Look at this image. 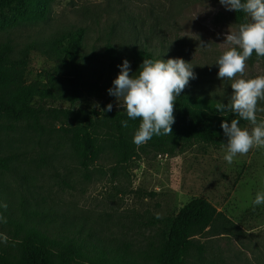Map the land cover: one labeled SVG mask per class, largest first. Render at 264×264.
<instances>
[{
    "label": "rangeland",
    "instance_id": "1",
    "mask_svg": "<svg viewBox=\"0 0 264 264\" xmlns=\"http://www.w3.org/2000/svg\"><path fill=\"white\" fill-rule=\"evenodd\" d=\"M239 26L235 11L226 10L219 0H53L47 22L20 28L0 22V43L11 40L18 49L32 38L86 29L85 52L94 55L101 81L94 93L96 81L88 79L84 99L73 109H97L111 103L119 110L116 97L108 94L120 72L108 67V46L130 62L129 50L136 42L158 60L182 58L193 66L196 76L188 88L228 102L235 79L264 76L262 62L247 60L242 76L217 77L218 58L232 47L239 49L224 43L229 30L236 32ZM55 66L39 51H32L25 79L28 83L43 80L39 76ZM36 105L47 110L43 132L25 124L13 130L0 127V158L11 166L10 171L0 170V194L8 208L49 210L61 221L85 223L106 243L143 253L165 242L168 217L191 200L204 198L230 224H216L193 237L195 247L188 262L264 264V204L253 205L256 195L264 193V148L254 146L228 163L223 133L225 146L220 149L193 146L163 156L144 143L137 148L138 158L120 165L106 145V131L99 129L102 149L92 159L82 160L73 148L71 128L63 119L50 116L53 109H70V104L38 101ZM261 107L264 100H258L257 108ZM257 118L264 121V112L258 111ZM239 126L249 131L253 127ZM84 161L88 171L82 167Z\"/></svg>",
    "mask_w": 264,
    "mask_h": 264
},
{
    "label": "trees",
    "instance_id": "2",
    "mask_svg": "<svg viewBox=\"0 0 264 264\" xmlns=\"http://www.w3.org/2000/svg\"><path fill=\"white\" fill-rule=\"evenodd\" d=\"M52 3L53 0H0V22L12 28L47 22ZM235 21L239 25L247 22L246 14L235 11ZM86 33L81 27L59 35L40 36L29 39L18 49L11 40L0 43V127L13 130L16 125L25 124L43 132L42 120L47 110L36 103H68L70 109H53L50 116L54 120L63 119L71 128L78 158L92 159L100 152L98 130L103 129L108 149L120 165L128 164L139 157L133 137L142 118L130 119L123 108L102 111L107 104L97 109H73L83 101V85H87L88 79L96 81L94 93L98 92L101 81L94 55L85 52ZM32 51H39L56 66L52 72L39 76L43 80L28 83L25 73ZM129 53L131 75H138L136 72L144 59L158 60L137 42L131 44ZM107 55L109 69L120 71L118 66L125 60L123 54L108 46ZM248 60L264 64V57H258L255 52ZM218 102L228 103L186 86L174 103L172 134L153 135L145 146L163 156H173L193 146L224 147L221 123L230 124L238 117L227 111L218 112ZM122 121H127L128 126H122ZM260 121L257 118V123ZM240 124L250 122L241 120ZM82 167L88 171L89 164L84 161ZM10 169L9 161L0 158V170ZM4 204L0 194V205ZM49 212L39 207L21 206L11 210L0 206V216L7 221L0 220V234L8 237L7 243L0 239V264H190L189 253L195 247L192 238L216 224H230L208 200L195 198L165 220L167 236L159 248L137 253L128 246L95 237L85 223L61 221L58 215ZM198 251L203 253V248L199 246Z\"/></svg>",
    "mask_w": 264,
    "mask_h": 264
},
{
    "label": "clouds",
    "instance_id": "3",
    "mask_svg": "<svg viewBox=\"0 0 264 264\" xmlns=\"http://www.w3.org/2000/svg\"><path fill=\"white\" fill-rule=\"evenodd\" d=\"M226 10L242 11L246 14L247 22L239 26L238 31L226 34L225 42L231 45L217 60V77L232 80L238 74L243 75L246 61L253 52L258 57H264V0H219ZM208 46V45H207ZM201 45L200 47H207ZM120 72L113 80V87L108 89V94L116 97L118 106L123 108L130 119L142 118L133 143L140 146L153 135L172 134V125L175 122L173 115L174 103L180 93L189 84L190 79H195L193 66L182 58L168 60L144 59L136 73L130 75V62L125 59L118 66ZM234 90L228 103L218 102V112H230L234 116L229 124L221 123V128L227 137L228 154L224 157L232 163L233 157L247 154L254 146L264 148V121L257 123V112H264V107L257 108L258 100H264V76L251 79L239 78L231 83ZM98 107V105H96ZM113 105L109 103L102 111H112ZM248 121L253 125L251 131L241 128L240 121ZM122 126L127 127V121H122ZM163 130V131H162ZM264 204V193H258L253 201L254 206ZM4 208L6 204L0 205ZM157 218H162L157 214ZM6 223V218L0 216ZM0 239L7 243L8 237L0 234Z\"/></svg>",
    "mask_w": 264,
    "mask_h": 264
}]
</instances>
